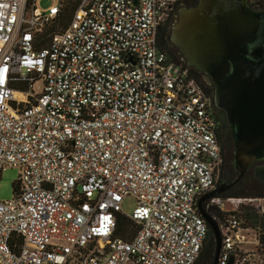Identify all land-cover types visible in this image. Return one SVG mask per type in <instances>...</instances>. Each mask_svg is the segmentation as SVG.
I'll return each instance as SVG.
<instances>
[{
    "label": "built area",
    "instance_id": "1",
    "mask_svg": "<svg viewBox=\"0 0 264 264\" xmlns=\"http://www.w3.org/2000/svg\"><path fill=\"white\" fill-rule=\"evenodd\" d=\"M40 1L0 0V176L20 168L0 264H195L223 144L211 95L159 43L179 0ZM211 207L217 264H264V195Z\"/></svg>",
    "mask_w": 264,
    "mask_h": 264
},
{
    "label": "water",
    "instance_id": "2",
    "mask_svg": "<svg viewBox=\"0 0 264 264\" xmlns=\"http://www.w3.org/2000/svg\"><path fill=\"white\" fill-rule=\"evenodd\" d=\"M170 39L184 62L213 87L216 113L223 130L231 131L234 162L243 177L253 161L264 160V8H252L248 0H200L181 11ZM225 193L221 185L198 199L215 238L211 264L218 263L222 236L205 201Z\"/></svg>",
    "mask_w": 264,
    "mask_h": 264
},
{
    "label": "flooded vegetation",
    "instance_id": "3",
    "mask_svg": "<svg viewBox=\"0 0 264 264\" xmlns=\"http://www.w3.org/2000/svg\"><path fill=\"white\" fill-rule=\"evenodd\" d=\"M199 4H200V0H179L178 1L175 11L173 13V19L170 23V32L167 35V39L172 44V46H174V44L170 39V35L172 32L173 26L179 19L181 11L184 9L196 7ZM248 4L250 7L254 9L264 8V0H248ZM214 107H215V113H216L217 108L215 105ZM218 120L220 124L219 136L223 144V148H222L223 164H222L221 174L219 175L216 181V185H215L216 188L223 185L226 189V193H228L230 191H235L240 188H244L246 183L252 184V185H259V184L264 185V160L253 161L252 164L248 167L245 175L239 178L240 171L238 170L234 162L235 145H234V141L231 135V131L223 130L222 123L219 117H218Z\"/></svg>",
    "mask_w": 264,
    "mask_h": 264
},
{
    "label": "trees",
    "instance_id": "4",
    "mask_svg": "<svg viewBox=\"0 0 264 264\" xmlns=\"http://www.w3.org/2000/svg\"><path fill=\"white\" fill-rule=\"evenodd\" d=\"M170 23H171V21L167 22V24L162 28L161 33L159 35V43L163 48H165L167 50V52L169 53V56L173 60H175L177 62H182V61L184 62V60L182 59L181 52L179 50H177V51L174 50V48H172V44L167 39V35L170 32ZM191 72L196 77V79L203 85V87L206 89V91L211 95L213 87L205 82V80L203 78V73L201 71H199L197 69H193V68H191ZM217 119H218V117H217ZM16 185H17V183L14 184V191L17 187ZM224 195L225 196H232V195L260 196V195H264V192L258 193L255 191H250L246 188H240L238 190L225 193ZM214 208H216V207H211L208 210L213 215H216L217 217H219L220 213L213 210ZM127 224H128L127 221L121 220L120 225H119V233L124 235V232H125L124 230H126L128 227V226H126ZM124 225L126 226L125 229H123ZM215 247H216L215 238H214L212 232H210L209 237L207 239V243H206L199 259L197 260V262L195 264H211L213 257H214Z\"/></svg>",
    "mask_w": 264,
    "mask_h": 264
},
{
    "label": "rangeland",
    "instance_id": "5",
    "mask_svg": "<svg viewBox=\"0 0 264 264\" xmlns=\"http://www.w3.org/2000/svg\"><path fill=\"white\" fill-rule=\"evenodd\" d=\"M53 0H41L39 5L41 7L48 6ZM174 50H178V48L172 46ZM20 178V168L17 165H11L8 166L5 170L2 171L0 176V200H9L14 195V184L17 183V181ZM246 189L250 191H255L258 193L264 192V185H252L247 184L245 185ZM136 206V199L133 196H127L123 201V211L126 214L131 215L134 208ZM226 207L229 208V204L226 203ZM213 210L217 211V208H214ZM128 236V235H127Z\"/></svg>",
    "mask_w": 264,
    "mask_h": 264
}]
</instances>
